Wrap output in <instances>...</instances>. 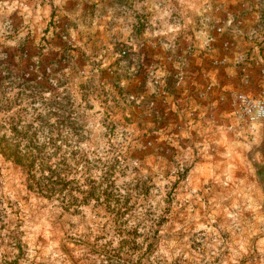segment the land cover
I'll return each mask as SVG.
<instances>
[{"label":"rangeland","instance_id":"rangeland-1","mask_svg":"<svg viewBox=\"0 0 264 264\" xmlns=\"http://www.w3.org/2000/svg\"><path fill=\"white\" fill-rule=\"evenodd\" d=\"M39 120L0 264H264V0H0V124Z\"/></svg>","mask_w":264,"mask_h":264},{"label":"trees","instance_id":"trees-1","mask_svg":"<svg viewBox=\"0 0 264 264\" xmlns=\"http://www.w3.org/2000/svg\"><path fill=\"white\" fill-rule=\"evenodd\" d=\"M40 124H42L41 120H39L37 125L34 124V122L26 123L25 125L14 122L10 128L7 127V123L0 124V153L14 160L16 163L25 165L31 173L38 167H40L43 172H47L51 165L46 151L51 146L61 149L59 142H62L65 138V136L59 132H56L55 136H51L54 130L47 129L51 135L48 136L47 140L41 142L38 133V126ZM3 129H10L11 134L7 131L3 132ZM56 153L59 152L56 151ZM255 167L260 179L263 181L264 165L256 162ZM40 179L44 180L45 177H40Z\"/></svg>","mask_w":264,"mask_h":264}]
</instances>
